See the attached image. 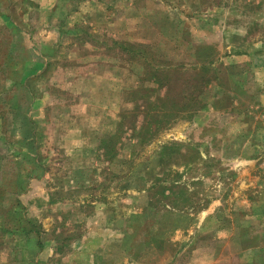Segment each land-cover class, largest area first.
<instances>
[{
    "label": "rangeland",
    "instance_id": "rangeland-1",
    "mask_svg": "<svg viewBox=\"0 0 264 264\" xmlns=\"http://www.w3.org/2000/svg\"><path fill=\"white\" fill-rule=\"evenodd\" d=\"M105 2L114 17L112 25L98 27L88 20L65 25L57 56L59 64L54 65L50 73L51 80L54 71L62 69L58 79L63 81L59 86L53 85L52 81L48 84L51 91L65 96L63 109L55 108L52 112L59 115L61 111L62 118L58 119L64 121L67 113L64 102L71 105L76 101L69 92L73 69L69 54H74L82 41L102 48L93 56L97 58L101 52L107 60V68H121L122 77H127L118 103L117 133L101 140V177L94 181L90 179L82 190L91 194L92 199L99 200L104 199L101 189L119 183V175L111 172L109 165L127 140L135 141L132 146L136 154L135 165L157 163L167 147L178 148L182 155L181 166L160 169L156 183L146 194L140 195L137 205L138 213L144 212L158 224L163 254L169 264H198V260L186 256L190 242L181 243L175 239L179 233L172 232L191 222V216H185L184 209H193L190 215L195 222L202 215L199 208L207 204L214 205L208 219L211 223L209 226L207 222L204 224L205 233H202L205 237L196 241L204 248L206 259L203 261L210 264H264V148L245 144L248 132H240L231 116H220L217 111L212 115L201 114L210 107L232 106L231 99L236 91L232 65L240 69L251 65L248 73L251 75L256 74L254 65L264 64V48L259 42L264 41V0ZM20 10L21 7L18 12ZM32 15L33 19L39 18L34 8ZM37 24L32 26V34L38 30ZM12 36L6 34V37ZM30 38L28 35L23 37L25 44L31 42ZM242 58L248 63H240ZM97 70L95 68V72ZM89 90L90 81H86L80 100H88ZM220 90L230 95L219 102ZM238 98L240 102L236 108L248 111L252 103L258 104V98L263 100L264 97L247 94ZM10 140L9 131L0 133V155L8 160L5 168L11 167L12 173L19 164L10 157ZM47 150L50 158L59 156L52 154L49 148ZM249 156H259L260 161L250 169L234 168V159ZM55 172L57 170L52 169V174ZM1 176L3 188L5 180ZM59 183L62 178L51 180L52 191ZM11 186L10 182L0 190V214L4 216L1 224L6 227L0 228V245H4L0 247V264H19L25 249L24 236L8 233L14 224L11 225L5 216L16 200ZM40 186L36 184L34 189L40 190ZM48 214L54 237H57L58 211L50 207ZM64 214L66 217L67 213ZM213 219L217 221L214 223ZM68 230L75 236L80 233L79 229ZM132 234L133 227L130 226L129 237H133ZM15 250L14 255L12 251Z\"/></svg>",
    "mask_w": 264,
    "mask_h": 264
},
{
    "label": "crops",
    "instance_id": "crops-1",
    "mask_svg": "<svg viewBox=\"0 0 264 264\" xmlns=\"http://www.w3.org/2000/svg\"><path fill=\"white\" fill-rule=\"evenodd\" d=\"M0 7L3 8L0 10V133L9 131L10 157L19 164L11 173V167L9 171L5 168L8 160L0 155V176L5 180L0 190L11 182L10 191L14 192L16 200L5 218L14 224L8 233L24 236L25 249L19 264H50L49 261L51 264H169L163 254L158 224L144 212L138 213L137 205L140 195L146 194L156 183L160 169L181 166L182 155L178 148L167 147L157 163L135 165L136 154L132 148L135 141L127 140L109 165L110 171L119 175V183L101 189L104 199L99 200L82 190L90 179L101 177L102 137H111L118 130V103L127 78L122 77V69L107 68V60L101 52L97 58L93 56L102 48L82 41L74 54H69L73 63L69 92L76 101L71 105L64 102L67 110L64 121L58 119L62 118L61 111L59 115L52 113L55 108L63 109L65 97L48 86L51 81L56 86L63 81L58 79L62 69L55 70L50 80L54 65L59 64L62 31L65 25L80 20H88L98 27L112 25L114 17L105 0H0ZM20 7L22 10L18 12ZM33 8L40 20L33 19ZM34 24L38 30L32 34ZM6 34L13 36L6 37ZM26 35L31 37L27 44L23 40ZM17 40H22L21 44ZM259 42L264 48V41ZM239 61L247 62L244 58ZM250 67L231 66L236 89L231 99L232 108L210 107L201 114L212 115L217 111L220 116H231L240 132H248L245 144L264 148V98H258V104L252 103L248 111L236 108L240 102L238 97L247 94L264 97V64L254 65L256 74L248 75ZM86 81H90L89 96L87 101H82L80 96ZM229 95L220 90L219 102ZM47 148L62 159L50 158ZM258 161L259 156H249L234 159L233 163L234 168L240 170L250 169ZM52 163L56 167H52ZM52 169L62 175L52 174ZM53 178L56 181L62 178L55 191L51 187ZM36 184L42 185L40 190L34 189ZM134 188L136 190H132ZM76 194L79 196L75 197ZM56 195L59 197L55 198ZM50 207L58 211L57 237L50 226ZM213 208V204L200 207L202 215L194 224L190 215L193 209H184L185 216L192 217L191 222L172 232L179 233L175 239L181 243L190 242L186 256L198 260V264H210L203 261L206 259L204 248L196 241L205 237L204 224L210 225L208 219ZM3 217L0 214L2 230L6 228L1 224ZM130 226L133 237L128 235ZM69 228L79 229L80 233L75 236L69 233ZM16 252L12 251L14 255Z\"/></svg>",
    "mask_w": 264,
    "mask_h": 264
}]
</instances>
